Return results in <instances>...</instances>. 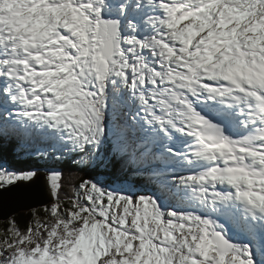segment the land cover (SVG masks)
<instances>
[{
    "label": "snow or ice",
    "instance_id": "obj_1",
    "mask_svg": "<svg viewBox=\"0 0 264 264\" xmlns=\"http://www.w3.org/2000/svg\"><path fill=\"white\" fill-rule=\"evenodd\" d=\"M0 264H264V0H0Z\"/></svg>",
    "mask_w": 264,
    "mask_h": 264
},
{
    "label": "water",
    "instance_id": "obj_2",
    "mask_svg": "<svg viewBox=\"0 0 264 264\" xmlns=\"http://www.w3.org/2000/svg\"><path fill=\"white\" fill-rule=\"evenodd\" d=\"M45 179L34 184H21L19 187L0 196V221L34 208L42 207L45 199Z\"/></svg>",
    "mask_w": 264,
    "mask_h": 264
},
{
    "label": "trees",
    "instance_id": "obj_3",
    "mask_svg": "<svg viewBox=\"0 0 264 264\" xmlns=\"http://www.w3.org/2000/svg\"><path fill=\"white\" fill-rule=\"evenodd\" d=\"M43 206L39 207V208H34L28 211H22L16 215H14L13 217H15L19 223V225L21 227H23L26 223V221L28 220V218L31 216L33 210H40L42 212ZM6 221V220H5ZM5 221H0V226H2L4 224Z\"/></svg>",
    "mask_w": 264,
    "mask_h": 264
},
{
    "label": "rangeland",
    "instance_id": "obj_4",
    "mask_svg": "<svg viewBox=\"0 0 264 264\" xmlns=\"http://www.w3.org/2000/svg\"><path fill=\"white\" fill-rule=\"evenodd\" d=\"M25 211H28V210H25Z\"/></svg>",
    "mask_w": 264,
    "mask_h": 264
}]
</instances>
